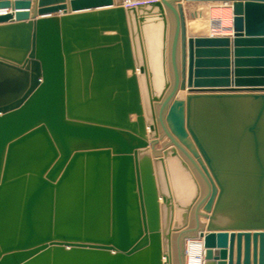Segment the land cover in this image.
I'll return each mask as SVG.
<instances>
[{
  "label": "water",
  "instance_id": "obj_1",
  "mask_svg": "<svg viewBox=\"0 0 264 264\" xmlns=\"http://www.w3.org/2000/svg\"><path fill=\"white\" fill-rule=\"evenodd\" d=\"M232 1L228 37L181 0H0V264H173L192 233L264 264V0Z\"/></svg>",
  "mask_w": 264,
  "mask_h": 264
},
{
  "label": "bare ground",
  "instance_id": "obj_2",
  "mask_svg": "<svg viewBox=\"0 0 264 264\" xmlns=\"http://www.w3.org/2000/svg\"><path fill=\"white\" fill-rule=\"evenodd\" d=\"M136 1H139V0H130V1L123 0V3L124 5H127V4L135 3ZM181 2L183 4V2H187V1L181 0ZM195 2H200V8L194 11V15L196 18L193 21V23H190L187 34L190 35L189 32L193 31L195 33L193 35H196V36L198 35L224 36V34L226 33L224 34L221 32L217 33L215 32V30L217 27H220L222 24L224 26H228L232 24L233 17H234L233 1L232 0H201V1H195ZM215 9L216 10L221 9L223 13L220 15H214L213 11ZM10 10H11L10 8L0 9V14L9 12ZM32 12L33 11H31V13ZM222 18H224V20ZM172 22H173V29L171 28ZM169 28H170V31H169L170 35H172L174 28H175V18L170 13H169ZM217 34H223V35H217ZM147 35L151 41L150 44H151V49L153 52L151 57H152V66L155 71L156 88L160 89L163 84V75H162V70H161V56H160V51L158 48L159 42L161 41V38H162L161 24L160 23H150L147 27ZM164 139H167V138H163L161 141L164 142L165 141ZM197 179L202 189V184L200 182L201 179L198 177V175H197ZM188 187L189 186L187 185L185 188H183V190L185 191L188 190ZM205 221L206 219L204 217H201V222L205 223ZM190 223H192V220L190 221ZM193 234L195 233H192L190 235H193ZM187 237H185V239ZM176 239H177V236L174 235L173 237V240H174L173 264H175L176 254H177L179 264H204L205 247H204L203 238H201L198 234H195V236L193 237H190L186 240L184 239L185 241L184 247L186 249V253H183L185 251L181 246V243H183V239H182V242L180 241L179 249L176 248L177 247ZM183 259L185 262L183 261Z\"/></svg>",
  "mask_w": 264,
  "mask_h": 264
},
{
  "label": "rangeland",
  "instance_id": "obj_3",
  "mask_svg": "<svg viewBox=\"0 0 264 264\" xmlns=\"http://www.w3.org/2000/svg\"><path fill=\"white\" fill-rule=\"evenodd\" d=\"M127 1H130V0H127ZM183 4H184V8H185L186 13H187V19H186V21H187V31H188L189 30L190 23H193V21L196 18L195 15H194V11L196 9H199L200 8V2H183ZM213 12H214L213 13L214 15H220V14L223 13L221 9H218V10L215 9ZM171 28L173 29V22L171 23ZM189 34L190 35H193L195 33L193 31H190ZM164 140H167V139H164ZM162 142L163 141H161V143ZM181 242H182V239H181ZM184 245H185V241L183 240V243H181V246H182V248L185 251L183 253H186V249H185ZM175 264H179V261H178V258H177V254L175 255Z\"/></svg>",
  "mask_w": 264,
  "mask_h": 264
},
{
  "label": "built area",
  "instance_id": "obj_4",
  "mask_svg": "<svg viewBox=\"0 0 264 264\" xmlns=\"http://www.w3.org/2000/svg\"><path fill=\"white\" fill-rule=\"evenodd\" d=\"M224 20V18H222ZM222 21V20H221ZM222 24V22H221ZM215 32L217 33H226L224 36L232 37L234 35V25L233 22L231 25L224 26L223 24L220 27H217ZM223 34H217V35H223ZM216 35V34H215Z\"/></svg>",
  "mask_w": 264,
  "mask_h": 264
},
{
  "label": "crops",
  "instance_id": "obj_5",
  "mask_svg": "<svg viewBox=\"0 0 264 264\" xmlns=\"http://www.w3.org/2000/svg\"><path fill=\"white\" fill-rule=\"evenodd\" d=\"M36 3H37V0H32L31 11L34 10ZM200 182H201V184H202L201 192H202V194H203V193L206 192V186H205V183L203 182V180H200ZM191 220H192V223H191V224H193V214H192V212H191ZM195 234H196V233H195ZM195 234H193V235H189L186 239L195 236ZM186 239H185V240H186ZM183 261H184V259H183ZM184 262H185V261H184Z\"/></svg>",
  "mask_w": 264,
  "mask_h": 264
}]
</instances>
